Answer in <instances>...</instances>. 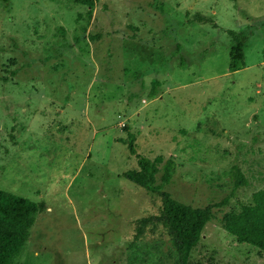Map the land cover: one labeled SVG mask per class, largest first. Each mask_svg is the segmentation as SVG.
<instances>
[{
	"label": "rangeland",
	"instance_id": "1",
	"mask_svg": "<svg viewBox=\"0 0 264 264\" xmlns=\"http://www.w3.org/2000/svg\"><path fill=\"white\" fill-rule=\"evenodd\" d=\"M136 155L173 160L158 194L121 177ZM259 189L264 0L0 2V190L46 205L13 264H264L222 227ZM164 196L210 212L183 260L152 219Z\"/></svg>",
	"mask_w": 264,
	"mask_h": 264
},
{
	"label": "trees",
	"instance_id": "2",
	"mask_svg": "<svg viewBox=\"0 0 264 264\" xmlns=\"http://www.w3.org/2000/svg\"><path fill=\"white\" fill-rule=\"evenodd\" d=\"M75 2L92 6L97 0H74ZM4 5L8 0H0ZM201 21V20H200ZM229 49L227 69L232 71L244 65V38L239 31L227 30ZM151 81L148 97H156L155 85ZM126 137L121 139L130 154H135L133 134L124 127ZM157 162H162L159 183L154 184ZM137 169L121 172V177L142 187L145 191L158 194L163 185L169 183L174 162L167 158L162 161L160 156L150 160L144 155H136ZM234 187L243 181V176L236 167L230 170ZM226 200V198H225ZM224 200V201H225ZM46 209L43 200L31 199L0 190V264H13V258L18 255L24 243L28 240L36 215ZM210 218L208 208L196 209L189 205L164 196L157 215L152 219L162 226L170 237L172 246L183 260L193 249L201 236L205 223ZM223 229L233 236L238 243H247L264 252V189L251 194L250 201L239 203L236 210H230L222 217Z\"/></svg>",
	"mask_w": 264,
	"mask_h": 264
}]
</instances>
